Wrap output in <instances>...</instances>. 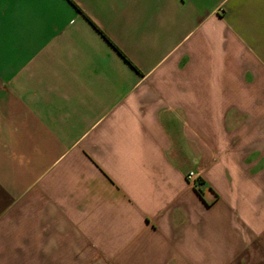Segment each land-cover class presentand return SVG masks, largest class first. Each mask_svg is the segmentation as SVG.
Segmentation results:
<instances>
[{
	"label": "crops",
	"instance_id": "0c3cea01",
	"mask_svg": "<svg viewBox=\"0 0 264 264\" xmlns=\"http://www.w3.org/2000/svg\"><path fill=\"white\" fill-rule=\"evenodd\" d=\"M0 264H264V0H0Z\"/></svg>",
	"mask_w": 264,
	"mask_h": 264
},
{
	"label": "built area",
	"instance_id": "2783aa9c",
	"mask_svg": "<svg viewBox=\"0 0 264 264\" xmlns=\"http://www.w3.org/2000/svg\"><path fill=\"white\" fill-rule=\"evenodd\" d=\"M188 183L198 192L203 190L204 181L201 171L191 170L186 174Z\"/></svg>",
	"mask_w": 264,
	"mask_h": 264
},
{
	"label": "trees",
	"instance_id": "16d2710c",
	"mask_svg": "<svg viewBox=\"0 0 264 264\" xmlns=\"http://www.w3.org/2000/svg\"><path fill=\"white\" fill-rule=\"evenodd\" d=\"M199 193H200L201 195H203V190L199 191Z\"/></svg>",
	"mask_w": 264,
	"mask_h": 264
}]
</instances>
